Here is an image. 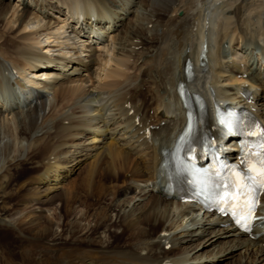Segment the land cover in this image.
<instances>
[{
	"label": "bare ground",
	"instance_id": "obj_1",
	"mask_svg": "<svg viewBox=\"0 0 264 264\" xmlns=\"http://www.w3.org/2000/svg\"><path fill=\"white\" fill-rule=\"evenodd\" d=\"M139 3L148 13L117 35L135 0H0V206L19 214L0 220L19 239L16 254L0 246V264H213L209 256L237 249L238 264H264L263 230L252 238L215 213L196 219V205L162 194L167 179L160 168L185 122L179 82L210 108L234 101L264 124V0ZM16 91L23 96L17 112L3 99ZM204 123L220 137L210 115ZM92 156L82 182L62 188ZM26 164L33 166L17 176ZM146 197L128 220L126 205ZM55 202L60 218L76 203L85 206L67 238L44 214ZM88 219L94 225L81 224ZM21 231L32 235L23 246ZM99 231L104 243L93 239Z\"/></svg>",
	"mask_w": 264,
	"mask_h": 264
},
{
	"label": "rangeland",
	"instance_id": "obj_2",
	"mask_svg": "<svg viewBox=\"0 0 264 264\" xmlns=\"http://www.w3.org/2000/svg\"><path fill=\"white\" fill-rule=\"evenodd\" d=\"M124 0H122L123 2ZM126 1V5L130 3L131 0H125ZM128 2V3H127ZM135 5V6H134ZM133 5V9L130 11L129 15L127 14L125 17L126 19L123 20V22L121 23V25L119 26V28L117 29V32L116 34L117 35H121L124 31V28L129 24V23H134V25L137 24V22H135L137 19L136 16L140 15L141 13H148V11H145L143 9V7L141 6V4L139 3V0H135V4ZM124 7H126L124 5ZM115 11H119V9H117L116 7L113 8ZM137 10V11H136ZM133 12V13H131ZM118 14V13H117ZM154 22V19H152V23ZM142 24V22H140ZM136 26H139V25H136ZM142 27L145 26V23H143L142 25H140ZM151 28V25H149L148 29ZM148 37L151 35V34H147ZM148 44V43H147ZM137 49V48H136ZM139 49V48H138ZM137 49V50H138ZM141 62L139 61V64ZM145 91V88H142L141 89V92L144 93ZM12 93H16V92H12ZM4 96V95H3ZM4 99V103L8 106L9 109H12L13 111H18L20 109V106H23V103H21L22 101L20 100H17L15 97H11V98H3ZM46 99L47 101L50 100V96L48 95V97L46 96ZM147 100V98H146ZM12 101V102H11ZM20 103L22 105H20ZM17 105V106H16ZM16 106V107H15ZM20 119V118H19ZM23 143H25V141H22ZM93 161H94V157H89L87 158L86 160H84L81 165L79 164V167L78 169L73 172V173H70V177L66 180V182L63 184L62 188H64L65 190H69V188H71L72 186L74 187L75 185H77L78 183L82 182V180L84 179V176L86 175L87 171L89 170V168L93 165ZM33 165H30V164H26V165H22L19 167V169L17 170L16 172V175L19 177H23L25 174H26V168L27 167H31ZM70 167V166H69ZM123 179L125 180H128L129 179V173H125L123 175ZM41 175H37L35 177V181L38 182V180L40 179ZM22 179H19V181H21ZM135 186H140L142 187L143 184L136 182V183H133ZM133 191L134 193L138 192V190H136V188L134 187L133 188ZM134 193H131L127 196V200L129 201V199H132L135 195ZM86 198V201L91 203V204H95V196L94 195H89L87 197V195L85 196ZM138 198H135V200H132L130 201V203L128 205H126V208H125V214L127 213L128 216H127V219L128 220H132L134 219L135 217L138 216L139 214V208L141 207V205L143 203H146L147 201H149L151 198L150 197H146L144 198L143 200H138ZM5 210L2 206H0V220H6L8 222H10L11 218L14 217V218H17L19 216V214H17V212H14L13 215L11 216H8L7 213H5ZM43 211H44V214L45 216L49 217V219H51L54 223V227H53V230L55 232H57V234H60L62 233L63 231V237L67 238L68 236V231H69V223H72L74 220H79L81 218H83V215L85 213V206L83 205H79V204H75L73 205V212L71 214H69V216H65V214L61 213V215L63 214V217H59L60 215V211H61V208H60V204L58 202H55L53 205L47 207V208H43ZM202 214H200L199 216L196 217V219L200 218ZM115 217H113L114 219ZM64 223L60 228L58 227L59 223ZM81 224L82 225H86V226H92L94 225V222L93 221H90L89 219L88 220H83L81 221ZM26 226V225H25ZM24 226V227H25ZM23 227V228H24ZM113 230H115L118 234L120 233L121 229L119 228H113ZM21 233L24 235V238L20 239L22 241V243H20V246L24 245L23 243L28 240L29 238L27 237H30L32 236L28 231H21ZM106 234L99 231L97 233H95L93 235V239H95L96 241H101L102 243H104L106 241ZM67 236V237H66ZM224 240V239H222ZM19 241V239L16 238V236L8 231V230H4V229H1L0 228V246H3L4 248H6L7 250L8 249H12V252H14V254L17 253L16 249H14V244H16V242ZM19 244V243H18ZM221 246V245H220ZM220 246H217L216 250L220 248ZM167 248L165 246L164 250L167 251ZM169 249V248H168ZM201 249H203V251H207L206 253H212L211 252V247L210 246H204V247H201ZM215 250V251H216ZM234 253L232 254V256L230 255V251H227L225 253H222L218 256H215L216 259L212 260V257L209 256L208 259H210V261H212L213 264H238V262L241 260V255L237 252H239V249L237 250H234L233 251ZM239 254V255H238ZM229 255V256H228ZM208 264V262H207Z\"/></svg>",
	"mask_w": 264,
	"mask_h": 264
},
{
	"label": "snow or ice",
	"instance_id": "obj_3",
	"mask_svg": "<svg viewBox=\"0 0 264 264\" xmlns=\"http://www.w3.org/2000/svg\"><path fill=\"white\" fill-rule=\"evenodd\" d=\"M262 167H264V165H262ZM249 179L253 181L251 185H247L244 183H240L239 185H237L241 189L240 195H246L249 191H251V193L253 194L257 193V181L252 177H249ZM258 186L264 187V171H261L260 173V179L258 181ZM255 206H256L255 202H252L250 204L249 211L251 212L255 208ZM241 219H243V217H241Z\"/></svg>",
	"mask_w": 264,
	"mask_h": 264
}]
</instances>
